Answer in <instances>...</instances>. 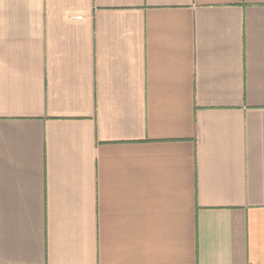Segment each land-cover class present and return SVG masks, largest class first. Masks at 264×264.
<instances>
[{
	"label": "crops",
	"instance_id": "obj_1",
	"mask_svg": "<svg viewBox=\"0 0 264 264\" xmlns=\"http://www.w3.org/2000/svg\"><path fill=\"white\" fill-rule=\"evenodd\" d=\"M0 264H264V0H0Z\"/></svg>",
	"mask_w": 264,
	"mask_h": 264
}]
</instances>
